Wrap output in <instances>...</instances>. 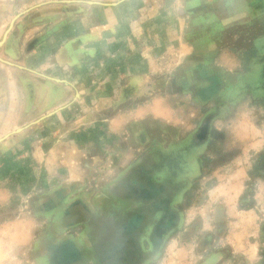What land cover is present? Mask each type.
Instances as JSON below:
<instances>
[{"label":"crops","instance_id":"0c3cea01","mask_svg":"<svg viewBox=\"0 0 264 264\" xmlns=\"http://www.w3.org/2000/svg\"><path fill=\"white\" fill-rule=\"evenodd\" d=\"M12 1L15 14L26 13L15 29L26 31L7 36L13 20H0V41L7 37L2 46L10 58H0V162L13 160L16 146L28 141L31 149L22 162L31 160L42 172H54L49 183L56 187L70 181L92 186L103 158L108 175L124 164L144 167L142 159L156 149L177 147L173 151L180 152L191 145L186 156L204 152L214 124L206 118L213 104L241 89L247 79L248 74L226 67L216 56L226 41V25L219 24L216 39L217 25L209 26L204 0H187L182 12L179 0L86 1L89 5L77 0ZM246 1L236 8L242 21L257 31L264 24V5ZM226 13L225 6L211 10L214 19ZM254 36L238 48L262 44L264 38L258 42ZM260 49L254 55H264ZM164 55L171 61L165 65ZM261 77L256 96L264 95ZM26 123L28 128L14 131ZM174 157V166L183 165L182 157ZM16 161H11L12 168L19 166ZM174 166L166 167L169 174ZM154 175L147 185L153 195L139 193L137 198L172 202L164 188L175 179L167 176L163 185ZM112 183L108 179L94 187L108 189Z\"/></svg>","mask_w":264,"mask_h":264},{"label":"rangeland","instance_id":"374dc122","mask_svg":"<svg viewBox=\"0 0 264 264\" xmlns=\"http://www.w3.org/2000/svg\"><path fill=\"white\" fill-rule=\"evenodd\" d=\"M86 1L90 2L77 0V3L89 5ZM242 1L204 0L211 20L209 26L217 25L216 39L219 24L226 25L224 34L221 33L226 41L216 56L226 63V67L248 74L241 89L225 94L221 101L213 104L211 116L206 117L214 124L205 151L197 152L198 148L190 151L183 165L174 166L172 162L175 174L178 173L173 177L167 166L162 167L164 170L154 167H160V153L177 147L156 149L142 159L143 168L155 174L154 179L163 185L167 176L170 180L175 178L164 189V193L172 198L169 204L173 211L171 216L168 215L165 221L166 213L153 209L154 199L146 202L137 198L139 192L134 184L139 183L129 175L133 165H121V171L107 175L104 171L106 158H103L96 165L98 178L92 180L95 181L92 186L91 182L86 185L81 182V186L70 181L56 187L54 181L49 183L54 172H42L31 160L22 162L30 152L29 142L25 141L16 146L18 154L13 160L5 157L0 162V264L264 262V95L256 96L253 92L263 80L260 76L264 77V55H254L259 54L260 47L264 48V40L252 49L238 48V45L246 46L252 41L253 35L260 42L264 38V24L256 31L251 29L249 22L242 21L243 14L236 8ZM256 1L260 6L264 5V0ZM56 2L50 0L48 4ZM188 2L179 0L180 12L184 5L189 6ZM14 3L12 0L0 3V20L6 24L13 20L7 36L14 30L16 37L26 31L15 29L17 23L20 25L26 19V13L15 14L17 6ZM219 6H225L227 13L221 19H214L211 10ZM2 45L0 58L10 59ZM168 58L169 55H164L162 63H170ZM175 65L176 61H173L170 71ZM259 68L262 69L258 71ZM230 103L232 106L224 110ZM231 119H234L233 123ZM25 128L28 123L14 131ZM16 160H19V166L12 168L14 163L11 161ZM62 176L56 173L57 179L63 180ZM99 177L103 179L101 181L112 180V185L108 189L98 188ZM142 181L148 185L147 179ZM96 183L97 188L94 187ZM173 186L175 188H171ZM149 194L150 187L144 195ZM157 206L160 208L161 205ZM139 216L143 219L142 229L126 232V225L128 228L140 225ZM158 224L166 228L155 232Z\"/></svg>","mask_w":264,"mask_h":264},{"label":"trees","instance_id":"16d2710c","mask_svg":"<svg viewBox=\"0 0 264 264\" xmlns=\"http://www.w3.org/2000/svg\"><path fill=\"white\" fill-rule=\"evenodd\" d=\"M191 145H185V146H183L182 148V150L181 149H179V150H181L180 152V154H179V157H182L184 160H186V158H185V156L189 153V150L191 149ZM176 154H178V152H176V151H173V150H171L170 152H167V153H160V156H161V159H165L164 161H165V164H162V166L161 167H165V166H173L172 164L174 163V160L172 161V158L174 157V156H176ZM174 155V156H173ZM178 157V156H177ZM176 157V158H177ZM175 158V157H174ZM173 162V163H172ZM164 165V166H163ZM154 168H157V169H160V167H157V166H155ZM145 174H146V178H145ZM150 174V175H149ZM178 173H176L175 174V172H172L170 175H172V177L173 176H175V175H177ZM129 175L131 176V178H134L136 181H138L137 183H139V185H136V190L139 192V193H145V191H146V189L148 188L147 187V183H146V181H142L143 179H147V181H148V184L150 183V179H151V175H152V173H151V171H149V170H147L146 168H143V165L142 166H138V167H135L134 169H132V171L129 173ZM138 178H140V179H137ZM175 179V178H174ZM141 181V182H140ZM171 181V180H170ZM165 189V188H164ZM154 190H151V194L153 195V192ZM146 198H148V197H146ZM157 204H160L161 206H160V208H158V206H157ZM170 203L168 202V201H166L165 200V198H164V200H163V202L162 203H155V204H153V206H154V210L155 211H163L164 213H166V217H165V221H166V218L168 217L169 218V216H171V213L173 212L171 209H170V205H169ZM169 215V216H168ZM139 218H140V220H142L141 221V223H140V225L138 226V227H136V228H128V225H126L125 226V230H126V232H128V233H132V231H140L141 229H142V227H143V219H142V217H140L139 216ZM166 228V226L165 225H162V224H158V225H156V227L154 228V231L155 232H158V231H160V230H163V229H165Z\"/></svg>","mask_w":264,"mask_h":264},{"label":"water","instance_id":"95a60500","mask_svg":"<svg viewBox=\"0 0 264 264\" xmlns=\"http://www.w3.org/2000/svg\"><path fill=\"white\" fill-rule=\"evenodd\" d=\"M9 30V29H8ZM8 30H7V32H8ZM7 32H6V34H7ZM2 43H4V39L3 40H1L0 41V44L2 45ZM43 118V117H42ZM40 120V119H39ZM39 120H37V121H39ZM19 130V129H18Z\"/></svg>","mask_w":264,"mask_h":264},{"label":"flooded vegetation","instance_id":"af4514ba","mask_svg":"<svg viewBox=\"0 0 264 264\" xmlns=\"http://www.w3.org/2000/svg\"><path fill=\"white\" fill-rule=\"evenodd\" d=\"M261 264H264V262H262Z\"/></svg>","mask_w":264,"mask_h":264}]
</instances>
